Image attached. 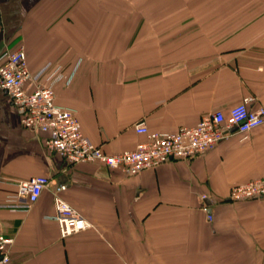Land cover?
<instances>
[{"label": "crops", "instance_id": "1", "mask_svg": "<svg viewBox=\"0 0 264 264\" xmlns=\"http://www.w3.org/2000/svg\"><path fill=\"white\" fill-rule=\"evenodd\" d=\"M20 45L31 72L48 61L72 72L55 101L107 153L144 138L138 121L173 132L247 95L264 103V0H0V52ZM45 137L21 126L0 88V203L17 180L50 178L29 210L0 207L10 264H264V198L228 199L264 177V123L135 175L67 164ZM55 183L91 227L59 235Z\"/></svg>", "mask_w": 264, "mask_h": 264}, {"label": "built area", "instance_id": "2", "mask_svg": "<svg viewBox=\"0 0 264 264\" xmlns=\"http://www.w3.org/2000/svg\"><path fill=\"white\" fill-rule=\"evenodd\" d=\"M52 68L48 61L31 72L22 45L4 49L0 52V88L9 96L21 126L45 133V147L70 165L100 163L125 175H135L171 160L188 159L212 150L234 133L246 138L248 131L264 123V103L254 105L255 97L247 95L226 112L212 110L194 125H184L173 132L150 131L144 121H138L135 131L144 138L131 150L107 153L82 132L75 110L55 101L56 83L62 81L68 85L73 74L63 75L59 72L60 66ZM49 182L47 175L17 180L0 207L29 210ZM66 187V183L54 184V214L48 216L57 223L61 237L91 227V223L63 197ZM261 198H264V177L232 185L228 194V199L235 202ZM199 199L207 221H212V200L205 193ZM12 243L11 237L0 232V264H10Z\"/></svg>", "mask_w": 264, "mask_h": 264}, {"label": "rangeland", "instance_id": "3", "mask_svg": "<svg viewBox=\"0 0 264 264\" xmlns=\"http://www.w3.org/2000/svg\"><path fill=\"white\" fill-rule=\"evenodd\" d=\"M212 73H215V72H214L213 70H211L210 72H206L204 75H205V76H208V75H211ZM213 219H214V214H213ZM213 219H212V220H213Z\"/></svg>", "mask_w": 264, "mask_h": 264}]
</instances>
